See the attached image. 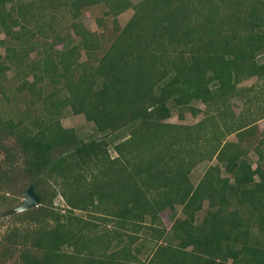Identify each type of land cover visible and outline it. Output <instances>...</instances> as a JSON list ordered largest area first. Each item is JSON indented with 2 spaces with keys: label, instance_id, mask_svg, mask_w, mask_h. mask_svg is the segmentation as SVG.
Instances as JSON below:
<instances>
[{
  "label": "trees",
  "instance_id": "16d2710c",
  "mask_svg": "<svg viewBox=\"0 0 264 264\" xmlns=\"http://www.w3.org/2000/svg\"><path fill=\"white\" fill-rule=\"evenodd\" d=\"M12 1L0 0V76L29 101L0 115V191L13 194L0 204L30 182L41 203L10 214L0 264H264V0ZM103 3L107 46L81 15ZM66 110L96 136L64 126Z\"/></svg>",
  "mask_w": 264,
  "mask_h": 264
},
{
  "label": "rangeland",
  "instance_id": "374dc122",
  "mask_svg": "<svg viewBox=\"0 0 264 264\" xmlns=\"http://www.w3.org/2000/svg\"><path fill=\"white\" fill-rule=\"evenodd\" d=\"M59 1H62V0H56L54 5L56 4L59 5ZM133 1H137V0H133ZM10 5L14 7V0L11 3H8L7 7H9ZM104 11H105L104 3L97 4V5H92V6L84 8L82 10L81 15H82V20H83L85 27L89 28L92 31H96L98 33H104L103 44L107 46L110 43L114 35L113 28H112L114 25L113 23L114 17L113 15H104ZM132 13H133V9H128L124 11L123 13L119 14L118 16H116V21H117L116 25H118L119 27H122L126 23V21L130 18ZM57 16H58L57 17L58 19L57 27L60 28L61 31L66 32L69 28V23H70L69 12L65 10L63 7L59 6V8L57 9ZM98 19H101V24L98 23ZM0 37L4 38L5 36L3 33H1ZM57 47H60V45H58ZM0 54L2 55L5 54L4 46H0ZM31 55L32 57H34V53H32ZM81 57L84 58L83 52H82ZM16 80H17L16 78L12 80V74L10 71H7L4 77L0 76V84H3L5 87H7L6 92L10 94L8 100L5 97L1 96L0 94V115H2L3 117L16 116L18 111L23 109V107H25V103L29 101V97L25 93H22L21 95L18 94L19 97L17 95L14 97V95H12L14 93H11L9 91V88L14 86V82ZM254 82H256L255 78H250L244 81L242 84L251 85ZM255 88L259 89L261 88V86L257 84ZM233 102L237 103L238 105L240 104L239 99H233ZM198 105L199 107H203V105H201L200 103H198ZM235 110L238 111L239 108L236 107ZM201 116H202L201 113L197 114L196 116H192L190 113H186L184 118L180 119L174 113L168 119V121L173 122V123H193L199 120ZM61 122L66 127L75 128L78 134L85 139H88L92 136H96L97 134L94 128V124L86 120L82 114H72L69 110H66L65 114L61 118ZM258 130L260 132L264 130V119L262 118L258 120ZM234 137H235L234 135H231L229 138L233 139ZM112 154L114 155V153ZM251 156L253 159H255V155H251ZM0 157H2V153H0ZM207 165H209L208 162H201L196 167H194L190 175L192 181L197 182L199 180V178L203 174ZM2 194L6 196L9 195L8 197L10 198H12L11 196H13L11 190L9 192L0 191V196ZM22 199H23V193L21 196L19 195L14 196L13 198L14 204L18 205L22 201ZM54 204L57 207H60L62 211H64L63 209L64 202L62 198L57 197L54 201ZM6 209L8 208L4 207L3 204H0V211L6 210ZM76 213L82 214L83 217L90 218L87 212L77 211ZM161 215H162V218L165 224L169 226L170 221L167 217V211H163ZM93 220H96V219H94L93 217ZM18 225H20V221L16 219L15 217H12L11 215L0 217V239H2L3 235L6 234L10 229ZM145 254H146V249L143 250L141 253H139V256L143 258ZM8 264H11V263H8Z\"/></svg>",
  "mask_w": 264,
  "mask_h": 264
},
{
  "label": "water",
  "instance_id": "95a60500",
  "mask_svg": "<svg viewBox=\"0 0 264 264\" xmlns=\"http://www.w3.org/2000/svg\"><path fill=\"white\" fill-rule=\"evenodd\" d=\"M40 203L41 196L34 191V183L30 182L23 192L22 201L18 205L0 211V217L31 209L38 206Z\"/></svg>",
  "mask_w": 264,
  "mask_h": 264
}]
</instances>
